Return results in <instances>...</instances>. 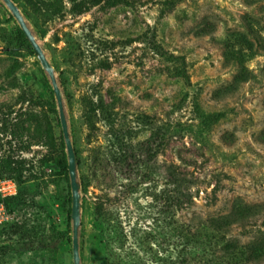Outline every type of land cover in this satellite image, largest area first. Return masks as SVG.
Segmentation results:
<instances>
[{
  "label": "rangeland",
  "instance_id": "obj_1",
  "mask_svg": "<svg viewBox=\"0 0 264 264\" xmlns=\"http://www.w3.org/2000/svg\"><path fill=\"white\" fill-rule=\"evenodd\" d=\"M12 1L62 93L81 183L80 264H219L228 243L249 251L242 264H264V0ZM152 33L162 56L144 43ZM34 52L0 0V176L21 189L0 228V264H74L66 145ZM87 102L103 107L90 125ZM154 133L148 169L91 177L96 151ZM169 176L186 196L174 195L163 226L189 225L205 251L124 239L161 229L154 207Z\"/></svg>",
  "mask_w": 264,
  "mask_h": 264
},
{
  "label": "trees",
  "instance_id": "obj_2",
  "mask_svg": "<svg viewBox=\"0 0 264 264\" xmlns=\"http://www.w3.org/2000/svg\"><path fill=\"white\" fill-rule=\"evenodd\" d=\"M22 35L25 37L23 32ZM144 43L148 46V48L153 54L158 56L163 55V51L156 43L154 33L147 37V39L145 38ZM33 54L36 55L35 52ZM99 111L103 112V107L100 104L87 102L86 110L84 113L85 121L90 125L92 123L93 118ZM160 137L161 136L159 133H154L148 141L142 143L137 148H133L121 142L118 144L111 145L109 149H107L106 153L96 151L90 166L91 177L96 180L101 176L106 177L108 175L110 177H121L123 175H126V179H129L138 169H148L150 165L155 161V158L159 153L158 151L161 147ZM115 140H118L117 137L115 138ZM61 168L65 172L68 171V164L66 159L61 162ZM100 173L102 174L100 175ZM1 178L14 179L10 176H0V179ZM14 180L19 185V194L17 197L9 199L8 201L9 207L12 211L13 205L18 203L21 197L20 184L16 179ZM182 183L183 180H177L169 176L168 178H165L164 182L166 189L162 190L161 193L157 194L156 196L158 198V200L156 199L158 203L155 204L154 207L156 209V216L153 217V220L155 223L157 222V224H162L160 230L156 232H144L145 236L142 238H139L138 235H136L137 233L131 231L129 233V236H124V239L133 237L136 240H139L140 245L147 244V242L152 239L155 245H164L167 246V248H169L170 246H175V241L178 240L180 242V248H178L179 253L189 254L190 252L196 249V245L198 244L202 246L204 248L203 251H205L206 244L198 240L200 236L197 233H193L191 231L192 228L189 225H181L178 221L173 220L172 217L170 218L167 226H163V224L165 223L164 220L166 219L165 215L168 216L172 214L173 203L171 202V200H173L174 195H176L177 197L186 196L181 190L183 188ZM100 209H102V207L99 208V211ZM160 220H162V222H160ZM113 228H117V225ZM118 228L120 227L118 226ZM218 228L220 229L221 227ZM105 231L106 229L101 228L102 233H104ZM111 232H113V229H111ZM121 233H123V231ZM107 237H109V242L107 243V245L110 246L114 242V236ZM224 248L225 252L224 255L219 258V264H242L244 262H247L246 259L250 257L248 255V250L241 252L239 250V247L233 243H228L227 245H225ZM150 250L152 251V249ZM140 251H142L145 255L147 253V251L142 250L141 248ZM119 262L120 264H146V261H144L142 257L140 258L139 262L136 263L126 259H122ZM182 263L187 264L188 260L182 261Z\"/></svg>",
  "mask_w": 264,
  "mask_h": 264
},
{
  "label": "water",
  "instance_id": "obj_3",
  "mask_svg": "<svg viewBox=\"0 0 264 264\" xmlns=\"http://www.w3.org/2000/svg\"><path fill=\"white\" fill-rule=\"evenodd\" d=\"M6 7L9 9L15 20L18 22L22 32L24 33L26 39L31 44L33 50L36 53V56L42 66V69L47 73L51 85L53 87V93L57 102L59 118L61 123V128L63 132V137L66 145V155L68 161V174L70 179L71 187V220L73 224V262L74 264H80V255H79V228L81 227V183L79 181L78 175V163L77 156L71 141L68 123L65 113V108L63 104V97L58 85L55 69L48 60L43 48L37 42L35 36L31 32L29 26L27 25L23 14L21 13L19 7L12 0H2Z\"/></svg>",
  "mask_w": 264,
  "mask_h": 264
},
{
  "label": "built area",
  "instance_id": "obj_4",
  "mask_svg": "<svg viewBox=\"0 0 264 264\" xmlns=\"http://www.w3.org/2000/svg\"><path fill=\"white\" fill-rule=\"evenodd\" d=\"M19 185L12 178L0 179V228L11 224L15 219V214L9 207V199L17 197Z\"/></svg>",
  "mask_w": 264,
  "mask_h": 264
}]
</instances>
